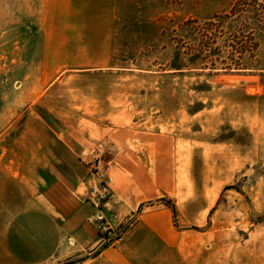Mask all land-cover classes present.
<instances>
[{"label":"rangeland","instance_id":"1","mask_svg":"<svg viewBox=\"0 0 264 264\" xmlns=\"http://www.w3.org/2000/svg\"><path fill=\"white\" fill-rule=\"evenodd\" d=\"M27 125L90 158L0 145V212L72 173L86 230L57 215L44 243L0 244V264L126 248L137 264H264V0H0V135ZM103 222H129L123 239L105 243Z\"/></svg>","mask_w":264,"mask_h":264},{"label":"crops","instance_id":"2","mask_svg":"<svg viewBox=\"0 0 264 264\" xmlns=\"http://www.w3.org/2000/svg\"><path fill=\"white\" fill-rule=\"evenodd\" d=\"M39 123L42 124L41 121ZM27 126H28V134H24V135H16L18 130L17 128H10L4 131L0 135V145H2L5 150L7 149L10 150L20 147L22 149V154L21 155H19V153L17 154L22 159L48 161L53 159H61V160L85 159L86 160L90 158L84 154L83 151L85 148L81 147L79 143H77L74 140L68 141L64 138L58 139L61 142L60 146L63 147L61 148L62 150L60 149V156H58L59 149L56 142L54 141L51 142L46 137L38 136V139L34 138L33 136L31 137L30 135L32 134L31 130H34V127L29 125ZM42 126H46L50 132L55 133L54 131H52L51 125L43 123ZM21 141H23V146L20 145ZM12 154L13 153H6L4 157L9 159V157ZM85 172L86 175H89V179L87 178V181L88 182L91 181L90 178L92 179L91 177L92 173L87 167ZM77 174H80V172L77 173L76 171L75 172L73 171L74 177L80 176V175L78 176ZM68 177L69 179L63 177L59 178L65 185L66 188L65 192L58 186H51L49 187V191L45 189L43 193L44 195L39 192V196H40L39 199H37V195L33 196V194L35 193L28 194V197L26 196L25 192L24 194H22L19 191L18 193H15V196L19 199L17 206L19 207L18 213L12 216L10 215V211L6 210V212L4 213L0 212V244L2 247H4L5 242L10 238L16 239L20 244H23L25 240H28L29 246L35 245L36 241L37 243L39 241L40 244L44 243V241L42 240L46 239L48 232L55 233L57 230H59L58 225H60L63 222H66L65 220L58 219V217H56L57 215L62 217L63 215L69 216L76 214L74 222H73V218L71 220V222L73 223L76 229L75 235L82 234L86 230L84 228V223L87 221V218L85 216L86 213L84 212L85 208L78 210L79 208L78 201L81 199L78 190L79 179L73 178L72 173ZM18 183H21V180L18 181ZM63 195L66 197L65 199H63L62 197ZM47 196L50 198L54 197V199L56 200L54 201V205H52V203L47 200L46 198ZM57 198L60 201H57ZM64 201H66L67 203H63ZM57 202L59 203L57 204ZM50 203H51V207L54 209L53 212L54 215H51L50 211L47 210V207L48 205L50 206ZM62 204L66 208L64 214H63ZM0 206H3V204H0ZM30 216H37L38 222L30 223ZM117 219L118 217L115 216L113 220H117ZM28 222L29 225L27 227ZM67 222H70V219ZM20 223H24V225H20ZM81 226L83 228H81ZM27 233L29 235H27ZM120 252H122L123 254L121 257H119V255H121ZM94 260H96V262H90L84 264H137L136 262H134L133 254H130L129 249L127 248L125 251L124 250L107 251L104 254L100 255L99 257H96Z\"/></svg>","mask_w":264,"mask_h":264},{"label":"built area","instance_id":"3","mask_svg":"<svg viewBox=\"0 0 264 264\" xmlns=\"http://www.w3.org/2000/svg\"><path fill=\"white\" fill-rule=\"evenodd\" d=\"M88 164V162H87ZM89 165V164H88ZM92 166V165H91ZM98 167L92 166L91 167V171L95 174ZM101 196L105 197V192H106V188L103 187L101 189ZM95 193H92V195H94ZM129 222L124 223L122 226L120 227H112L111 225H109V223L107 222H103L100 224V226H98V229L100 230L101 234H102V239L105 243H116L119 242L123 239L125 231L127 230L128 226H126Z\"/></svg>","mask_w":264,"mask_h":264},{"label":"trees","instance_id":"4","mask_svg":"<svg viewBox=\"0 0 264 264\" xmlns=\"http://www.w3.org/2000/svg\"><path fill=\"white\" fill-rule=\"evenodd\" d=\"M216 18H218V17H215V19H216ZM212 24H213V23H212ZM240 53H242V52H240Z\"/></svg>","mask_w":264,"mask_h":264}]
</instances>
